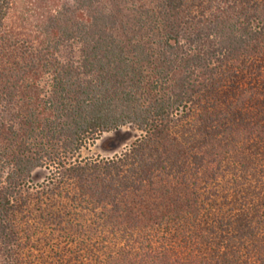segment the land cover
<instances>
[{
    "label": "trees",
    "instance_id": "obj_1",
    "mask_svg": "<svg viewBox=\"0 0 264 264\" xmlns=\"http://www.w3.org/2000/svg\"><path fill=\"white\" fill-rule=\"evenodd\" d=\"M39 227L40 264H264V0H0L3 264Z\"/></svg>",
    "mask_w": 264,
    "mask_h": 264
},
{
    "label": "rangeland",
    "instance_id": "obj_2",
    "mask_svg": "<svg viewBox=\"0 0 264 264\" xmlns=\"http://www.w3.org/2000/svg\"><path fill=\"white\" fill-rule=\"evenodd\" d=\"M140 132L134 129L132 126H123L117 130L109 131L102 133L96 138L93 144L87 145L81 150V155L83 157H109L113 154L119 153L124 148L129 146L135 139L138 138ZM48 170L45 168H38L32 173L31 185L29 188L30 192H35L37 188H40V184L44 181L45 177L48 175ZM35 194V193H34ZM35 196V195H34ZM36 202V201H35ZM34 201L30 202V208L36 207ZM32 214L39 218V213L32 210ZM53 233V235H52ZM51 235L53 237H51ZM32 242L36 243L37 247H31L29 245L21 244L19 247H16L15 250L18 254V258H21L17 264H40L42 260L51 258L52 262H55L56 259H52L53 253H50V248L53 247L55 251L64 246V243L58 235L57 231L49 233V229H46L45 233L39 227L35 231L34 235L31 237ZM23 243V240H20ZM59 243L60 247H56L55 244ZM23 245V246H22ZM71 248H72V244ZM74 246V245H73ZM1 254V253H0ZM27 256V260L24 261V257ZM0 264H3V259L0 255ZM16 264V263H14ZM57 264V263H56Z\"/></svg>",
    "mask_w": 264,
    "mask_h": 264
}]
</instances>
